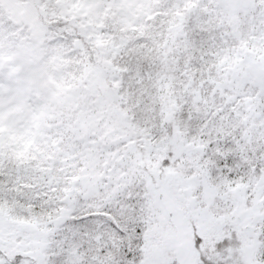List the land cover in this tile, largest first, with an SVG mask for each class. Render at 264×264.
Listing matches in <instances>:
<instances>
[{
	"label": "snow or ice",
	"instance_id": "obj_1",
	"mask_svg": "<svg viewBox=\"0 0 264 264\" xmlns=\"http://www.w3.org/2000/svg\"><path fill=\"white\" fill-rule=\"evenodd\" d=\"M0 264H264V0H0Z\"/></svg>",
	"mask_w": 264,
	"mask_h": 264
}]
</instances>
